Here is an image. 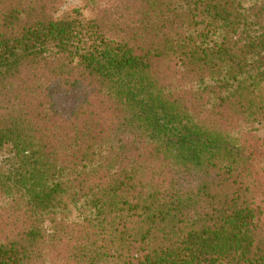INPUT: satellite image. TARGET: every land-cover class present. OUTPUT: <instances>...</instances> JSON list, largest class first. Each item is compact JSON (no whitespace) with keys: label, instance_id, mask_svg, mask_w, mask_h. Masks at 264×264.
<instances>
[{"label":"trees","instance_id":"1","mask_svg":"<svg viewBox=\"0 0 264 264\" xmlns=\"http://www.w3.org/2000/svg\"><path fill=\"white\" fill-rule=\"evenodd\" d=\"M62 1L0 0V264H264V0Z\"/></svg>","mask_w":264,"mask_h":264},{"label":"rangeland","instance_id":"2","mask_svg":"<svg viewBox=\"0 0 264 264\" xmlns=\"http://www.w3.org/2000/svg\"><path fill=\"white\" fill-rule=\"evenodd\" d=\"M83 3L84 0H63L61 3L62 11L65 12L74 7H81ZM42 83L43 86H47L50 82L48 83L46 79H43Z\"/></svg>","mask_w":264,"mask_h":264}]
</instances>
